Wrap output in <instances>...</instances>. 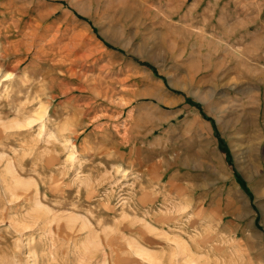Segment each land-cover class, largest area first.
<instances>
[{
  "label": "rangeland",
  "instance_id": "374dc122",
  "mask_svg": "<svg viewBox=\"0 0 264 264\" xmlns=\"http://www.w3.org/2000/svg\"><path fill=\"white\" fill-rule=\"evenodd\" d=\"M0 264H264V0H0Z\"/></svg>",
  "mask_w": 264,
  "mask_h": 264
},
{
  "label": "bare ground",
  "instance_id": "6f19581e",
  "mask_svg": "<svg viewBox=\"0 0 264 264\" xmlns=\"http://www.w3.org/2000/svg\"><path fill=\"white\" fill-rule=\"evenodd\" d=\"M53 14H54L53 11L48 12V15H53ZM72 37H74V39L76 40L84 41V37L82 36V34L78 33L77 31L75 34L72 35Z\"/></svg>",
  "mask_w": 264,
  "mask_h": 264
}]
</instances>
